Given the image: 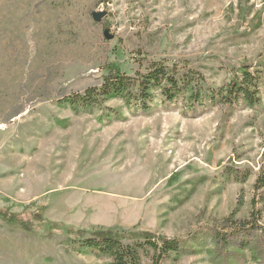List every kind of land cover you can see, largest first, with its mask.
<instances>
[{"label":"rangeland","instance_id":"obj_1","mask_svg":"<svg viewBox=\"0 0 264 264\" xmlns=\"http://www.w3.org/2000/svg\"><path fill=\"white\" fill-rule=\"evenodd\" d=\"M152 61L208 84L264 64V0H0V210L31 219L26 230L0 217V264H111L78 243L109 227L180 239L185 251L161 264H264V208L247 248L232 236L253 218L264 108L192 117L158 94L148 111L59 103L108 67L135 75ZM113 109L123 118L106 122ZM234 165L251 170L246 182L226 178Z\"/></svg>","mask_w":264,"mask_h":264},{"label":"trees","instance_id":"obj_2","mask_svg":"<svg viewBox=\"0 0 264 264\" xmlns=\"http://www.w3.org/2000/svg\"><path fill=\"white\" fill-rule=\"evenodd\" d=\"M108 74L100 85L87 87L84 91L71 93L59 100L60 105L69 106L75 112H91L97 106L111 99H119L128 108L136 112L148 111L156 95L166 106L186 102V113L192 117L201 115L218 103L248 106L253 109L264 108V64H240L231 69V77L221 78L218 83L208 84L205 75L188 66L177 63L169 65L163 61H152L145 70L128 75L117 67H108ZM219 73V72H218ZM122 119L117 110L104 115L110 122V115ZM111 117V116H110ZM252 174L250 169L226 166L224 175L236 182H246ZM255 194L251 200L253 218L236 222L232 236H240L236 242L238 248L245 249L253 233L254 224H258L264 208V162H262L256 181ZM262 204V208H257ZM35 218L43 219L36 213ZM0 217L8 224L22 225L30 230L31 219H23L19 214L6 209L0 210ZM259 226V225H258ZM73 233V232H70ZM84 234V233H83ZM224 234V235H223ZM225 233H215L216 239L224 238ZM81 249L91 250L98 256H109L111 264H161L171 252H184L186 246L178 238L157 235L150 231L121 232L116 227L92 231L78 240ZM152 251V255H143ZM145 256L149 261H144Z\"/></svg>","mask_w":264,"mask_h":264},{"label":"water","instance_id":"obj_3","mask_svg":"<svg viewBox=\"0 0 264 264\" xmlns=\"http://www.w3.org/2000/svg\"><path fill=\"white\" fill-rule=\"evenodd\" d=\"M101 16H102V13L96 14L95 19H100Z\"/></svg>","mask_w":264,"mask_h":264}]
</instances>
